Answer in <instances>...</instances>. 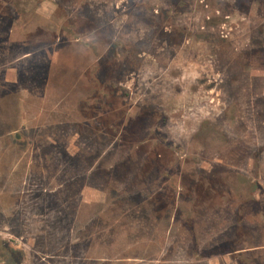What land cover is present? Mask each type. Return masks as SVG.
Here are the masks:
<instances>
[{"label":"rangeland","instance_id":"rangeland-1","mask_svg":"<svg viewBox=\"0 0 264 264\" xmlns=\"http://www.w3.org/2000/svg\"><path fill=\"white\" fill-rule=\"evenodd\" d=\"M0 264H264V0H0Z\"/></svg>","mask_w":264,"mask_h":264}]
</instances>
